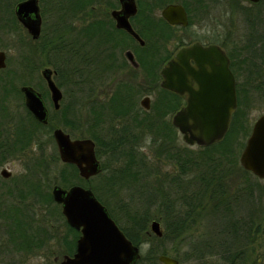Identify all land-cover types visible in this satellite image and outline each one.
<instances>
[{"label": "trees", "instance_id": "trees-1", "mask_svg": "<svg viewBox=\"0 0 264 264\" xmlns=\"http://www.w3.org/2000/svg\"><path fill=\"white\" fill-rule=\"evenodd\" d=\"M104 1L40 0L44 16V26L39 39L31 46L30 51L21 45L22 40H24L26 46H28V43L26 39L20 37L19 53L21 69L18 70L19 73L27 71L29 69L27 65L30 56L34 59H36V56L44 65L51 64L58 73L63 74L67 90H72V92L81 91V101L77 102L76 107H72L71 105V107H65L63 111L65 116L64 124L71 131L77 132L81 136H90L95 139L100 155L106 153L107 148H109V151L116 150L117 145L121 144L119 142L115 144L107 142L105 139L106 135L95 133L96 128L94 126L96 122L100 126L104 120L103 116L107 114L105 107L96 108L91 102L93 91L105 83L100 76L101 68L96 70L95 65L90 62L92 44L98 43V37L94 36L97 25L93 21L88 20L89 22L87 21L80 27L75 28L73 22L80 14L88 15L94 9L93 5ZM172 1L141 0V13H145L146 10L163 7ZM184 5L187 8L189 6L187 2H184ZM49 15L53 16L51 23H47L46 21ZM253 15L251 14V16L246 17L247 24L251 29L254 27L258 29L260 27L258 17ZM152 23L154 26H158L159 30L143 33L146 39L154 41L156 34H160L165 38V30L168 31L171 26L162 17L159 21ZM80 35L86 37L82 44L84 49L81 55L79 50ZM141 64L144 69L155 65L148 59ZM59 81L62 83L61 78ZM24 83L28 82L24 81ZM242 86H244V82ZM242 89L240 106L233 113L230 127L221 140L208 146H199L198 150L191 152L187 151L185 147L179 146L176 134V140L174 137H171V139L167 138L163 145H161L163 148H167L168 157L175 159V164L178 165L177 175H174L172 179V183L175 185H166L165 189L163 186H161L162 189L158 188L160 179L157 180L156 185H152L151 179H157L159 175L157 171L160 167L158 165L149 167V162L145 166L142 165L144 162V152L141 151V175L138 174L140 167L137 166L135 170L132 166L133 162L138 160L135 156L136 153L130 150L132 144L128 146L121 145L119 152L129 158L124 164L123 169L128 170L130 174L132 170L135 172L131 175L133 177L129 178L131 182L127 181L126 178L115 176L113 173L109 175L101 173L100 175H103L102 181L105 182L106 192L109 196L115 197L116 195L111 191V188L118 177L120 179L118 183L119 187L130 188L133 190L132 192H137L139 195V201L135 204H140L141 198L147 199V204L143 209H141V206L127 202L118 205L119 211L123 212L126 218V225H120L118 222L119 217L116 210L101 196V187L97 183H93L91 179L85 180L80 177L75 164L63 163L60 168L53 171L46 165L44 160L31 159L26 172L20 176V181L19 177L16 178L15 189H9L8 191L15 199L23 202L28 201L29 205L20 203L9 208H0V217H4L7 222L6 232L8 241L16 249L32 251L36 247H41L48 239H54V233L47 231L40 223L36 224V217L31 214V209L29 208L30 203L43 204L48 207L45 217L59 216L64 224H66L67 233L60 241L61 244L65 245V251H72L78 234L66 223L60 205L53 200L50 189L46 187L49 186L50 188L53 185L52 183H59L63 186L80 183L93 189L96 196L107 206L112 217L135 244L149 245L147 252L141 254L134 264H158V255L160 253L170 254L166 247L156 246L153 242L154 239L169 240L174 243L176 248L174 252L177 253V245L180 243L178 237H184L185 231L193 227L200 218L204 221L207 218L213 219L215 225L211 229L210 227L208 229L205 228V233H200L199 238L189 244L190 251L185 256L176 255L180 260V264L192 260L196 261L195 264H249L247 263L248 259L251 258L248 253L249 249L253 243L258 242L257 244L262 245L264 240V205L258 207L254 204V207L249 210L247 215H239L238 212L241 208H238L237 203H239L238 200H241L239 198L240 190L238 188L233 193H230L228 183L224 179L228 174V170L231 169L229 168L230 166L234 168L238 166L236 154L238 149L243 147L245 143L241 141L239 146L235 144L234 134L237 132L234 130H241L243 137L251 131V127L246 123L245 119L248 95L245 93V87ZM179 104L180 100H178V106ZM83 109L85 110V118H81ZM145 119L147 118H143V120ZM92 121H94L93 125ZM51 123H53L52 119ZM170 130L173 134L176 131L174 126L170 127ZM55 158L59 159L58 152H56ZM225 162H228L230 166L225 167ZM47 163L50 164V162ZM107 166L106 162L104 169ZM241 168L249 172L242 166ZM188 170L194 172V174L189 179H182V177L189 174ZM142 179H146L149 182H147L146 188L141 190ZM3 183L4 180L0 179V184ZM252 185L246 183L244 188L246 187L247 190H250L252 189ZM172 188H181L180 190L182 191L178 196L183 199L181 205L184 208L180 206L177 208L176 198L171 196V191L169 190ZM263 188L260 190L263 191ZM188 189L189 191H187ZM143 191H148V193H145L141 197ZM249 193L251 194V191ZM247 196L250 197L249 194ZM158 198L161 199L159 203L160 207L158 208L160 214L153 215L151 214V208L156 204ZM255 216L257 219L254 218ZM153 218L161 219L165 226L161 237L153 233L149 234L148 223ZM68 234L72 235L71 239H68ZM260 238L263 240H260ZM262 247L263 250L258 253L257 258L263 260L261 264H264V245ZM49 264H52V262Z\"/></svg>", "mask_w": 264, "mask_h": 264}, {"label": "flooded vegetation", "instance_id": "flooded-vegetation-1", "mask_svg": "<svg viewBox=\"0 0 264 264\" xmlns=\"http://www.w3.org/2000/svg\"><path fill=\"white\" fill-rule=\"evenodd\" d=\"M135 2L137 6L136 12L127 13V17L131 27L137 33V36L131 33L128 29L117 25V19L115 18L113 11L122 9L121 0H105L102 3L93 5L94 9L90 12L89 18H87L88 16L86 14L85 17L87 19L85 21H93L97 25L96 28L99 29H96L95 32L93 31L94 36L98 37V43L92 44L90 62L95 65L96 70L101 68L102 71L100 72V76L105 81L104 84H101L99 88H96V90L93 91V96L91 98V102L96 108L105 107L107 111V114L103 116V123L99 126L96 122V125L94 126V128H96L95 133L106 135L105 139L112 144H115L116 142L125 146L132 144L130 150L136 153L135 156L138 159L133 162L132 166L135 170L136 167L139 166L140 169L138 174L141 175V138H143V135H151L152 142H157V147L162 149L161 145H163L167 138L171 139V137H174L175 140L177 139L170 130V127L174 126L176 133L180 132L173 124V115L187 103L186 94H179L174 90L162 87L161 80L163 76L161 74V69L167 61L176 57L178 51L182 47L193 46V44H199L205 48L214 46L217 51H220L228 57V67L234 78L237 97V106L232 112V118L233 113L240 106L243 87H245V93L247 95L252 91L257 92L259 89L264 90V0H238V5H241V7H239V10H237L238 7H235L234 10H236L238 18L244 17L246 25L240 23L235 29H232V27L235 25L236 20L234 21V25H227L225 20V17L231 12V10H223V8L220 7L219 1L197 0L196 3L189 5L188 8L181 2H174L183 4L186 9L188 24L185 26L170 24L161 15V12L159 16H156V9L146 10L145 13H141V0H135ZM39 3L41 7L40 0ZM98 6H102L103 8L102 15L98 14ZM218 7H220L219 10L217 9ZM1 13L3 14L2 17H4L3 22L1 21L0 23L1 29L7 31L10 22V28H12L14 32L19 28L25 30L24 32L28 36L26 41L28 40L32 45H34L39 39L40 36L38 38H33L28 30L22 25L15 14V7L13 14L12 11L6 13L4 9L0 11V14ZM251 14L258 17V23L260 24L258 29H255V27L251 29L247 24L246 17L251 16ZM41 15L42 30L44 26L42 9ZM161 17L169 26H171L168 31L165 30L166 37L163 38L160 34H156L154 36V41L147 40L143 33L154 30L158 31L159 27L154 26L152 22L159 21ZM81 18L83 19V17ZM0 20H2V18H0ZM195 21L199 23L200 27L204 26L203 23L205 21L207 24H204L211 29V33L207 35L204 33H198L197 30L193 31L194 27H198V25L195 24ZM181 27L182 29L184 28L186 32H189V30L192 29L189 34L190 39L184 40L177 35L178 28ZM7 38L8 39H6L5 42L14 48L16 46L17 37L15 35L13 37L12 34H9L7 35ZM141 38L143 39V42H141ZM85 39V36L80 35V55L84 49L82 44ZM28 41L27 43L29 44ZM0 50L5 52L6 62L5 67H0V161H2L0 162V165L10 157L20 158L26 156L28 161L25 168L30 165L31 159L44 160L48 166L49 163L47 162L50 161L51 156L49 153L45 152V148L50 143L51 137L54 144V152H58V146L54 138V130L56 128H62L66 131L65 128L67 127L64 124L65 116L63 111L67 106L76 107L77 102L81 99V91L77 90L72 92V90H67L65 88L66 81L64 80L63 74L58 73V71L51 65H45L40 71V78L42 80V82L38 84L40 85V88L30 82L24 83L20 85L19 88H16L18 85L14 80L17 79L18 75L21 73L14 68L7 71L9 64L8 50H5V48ZM199 54L200 51L194 49L188 56L190 78L193 80L191 86L192 90H198L200 88L199 82L205 80V76L211 80H216L219 77L224 76V73L221 72V70H223L224 61H221L218 66H208L205 68L204 60L198 56ZM147 59L155 65H151L147 69H144L142 68L141 63H144ZM47 67L52 68L53 80L62 92V96L58 101V106L55 105L52 99V92L42 72L43 69ZM60 78L62 79V83L59 81ZM142 78H144V81L148 82V88L141 97V89L136 88L135 81L137 79L141 80ZM243 82L244 86H242ZM23 85L32 86L36 92L39 93L47 109L46 122L38 120L27 107L25 95L21 89ZM151 87L153 91L150 92ZM215 88H217V84L215 85ZM66 97L69 99L67 102ZM145 97H149L148 107L143 103ZM178 100H180L179 106ZM15 103L16 105L14 107ZM141 110L142 112L144 111L146 115L141 117ZM143 118L147 119L143 120ZM51 119L53 123H51ZM93 123L94 121H92V125ZM141 126H147V128L141 130ZM69 134L71 135V133ZM71 137L83 138L90 136L80 135L73 137L71 135ZM93 140L95 141L96 155L101 164V171L88 179L109 170L110 172L108 175L113 173L115 176L126 178L127 181L131 182L129 178L133 177L131 175L135 172L132 170V173L130 174L128 170L123 169L124 164L129 158L119 152L121 145H117V148L114 151H109V148H107L106 153L100 155L97 149V141L95 139ZM31 147H34L33 153L29 152ZM163 149V152L154 154L152 158L147 154L148 158L146 157L145 159L146 154L143 153L145 162H149V167L152 165L159 166V162L167 159L176 163L175 159L168 157L167 148ZM104 156H106L105 161L102 159ZM106 161H111V163L115 164L112 169L109 168L110 164L108 162L107 168L104 169ZM174 167H176L174 175H177L178 165L175 164ZM4 168L8 169L7 167H3L2 169ZM2 169L0 170V175L3 178L12 181L13 177L11 170L8 169L11 172V175L6 177L1 173ZM188 172L189 174L192 173L189 170ZM18 177L20 181V176ZM3 178L0 179L4 180ZM183 178L184 177H182V179ZM55 184L59 183H54L51 187L53 188ZM9 189H15L14 185L3 186V184H0V208H9L20 203H26L29 205L28 201L23 202L15 199L14 196L8 192ZM58 204L62 211L61 204ZM66 223L68 224L67 220ZM72 228L78 234L73 244V250L65 251V245L61 244L64 247V253L61 258H58V256L55 257L52 264H58L65 255H73L76 252L81 229ZM5 245H7V242ZM251 257L253 258L250 264H261L263 261L253 255V248Z\"/></svg>", "mask_w": 264, "mask_h": 264}, {"label": "water", "instance_id": "water-1", "mask_svg": "<svg viewBox=\"0 0 264 264\" xmlns=\"http://www.w3.org/2000/svg\"><path fill=\"white\" fill-rule=\"evenodd\" d=\"M121 2L122 9L113 11L117 25L137 36L127 17V13L136 12V2L135 0ZM15 14L33 38L40 36L42 15L39 0L18 1ZM161 15L172 25L188 24L187 12L181 3L166 4L161 9ZM194 49L200 51L198 56L204 60L205 68L218 66L224 61L221 70L224 76L216 80L205 76V80L199 82L198 90H192L193 80L189 73L188 56ZM5 66V52L0 50V67ZM42 72L52 92V99L58 106L62 92L53 80V70L47 67ZM161 74L162 87L186 94L187 103L173 115V124L182 133L184 141L189 145L208 146L221 140L229 129L232 112L237 106L234 78L228 67V57L217 51L214 46L209 48L199 44L184 46L175 58L165 63ZM21 89L27 107L38 120L46 122L47 109L39 93L29 85H23ZM148 101L149 97L143 99L147 107ZM54 138L61 161L75 164L81 177L88 179L101 171L95 141L91 137L72 138L62 128H56ZM239 161L245 170L261 179L264 178V112L252 124L240 152ZM1 173L6 177L11 175L6 168L2 169ZM52 196L54 201L61 204L62 213L68 224L81 229L76 252L73 255H65L58 264H134L140 258L139 245L125 234L91 187L79 183L69 187L55 184ZM149 229L159 237L164 233L161 221L156 218L150 221ZM158 259L163 264H180L179 258L170 254L160 253Z\"/></svg>", "mask_w": 264, "mask_h": 264}, {"label": "rangeland", "instance_id": "rangeland-1", "mask_svg": "<svg viewBox=\"0 0 264 264\" xmlns=\"http://www.w3.org/2000/svg\"><path fill=\"white\" fill-rule=\"evenodd\" d=\"M205 1H212V0H205ZM215 1H219L220 2V7L223 8V10H231V12H229V14H227V16L225 17L226 23L227 25H234V21H235V25L232 27V29H235L236 27L239 26V24L241 23L242 25H246L245 21H244V17H239L238 18V14L236 13L235 7H238L237 10H239V7H241V5H238V0H215ZM18 2V0H0V11L4 9V11L6 13H10L12 11V14L14 12V7L15 4ZM173 2H181L184 4V2H187L188 5H192L194 3L197 2V0H173ZM245 4V3H244ZM220 7H218L217 9L219 10ZM161 8H155V15L159 16L160 12H161ZM98 14L102 15L103 13V8L102 6H98ZM97 10V11H98ZM90 14V13H89ZM87 15L89 18L90 15ZM2 13L0 14V18H2V20H0L3 22V18L2 17ZM225 15H226V11H225ZM86 15L80 14V16H78L74 22L73 25L74 27H80L81 25H83V23H86ZM83 17V19L81 18ZM47 23H51L53 21V16L49 15L46 19ZM205 24H207L204 21ZM203 23L204 26L200 27L199 23L197 21H195V24L198 25V27H194L193 31H196L198 33H204L209 35L211 33V29L209 27H207V25H205ZM8 24V23H7ZM16 24V23H15ZM209 24V23H208ZM17 25V24H16ZM20 25V24H18ZM1 26V25H0ZM25 30H23L22 28L17 29L15 32L12 28H10V22H9V28L7 31H4L3 29L0 28V49L5 48V50H8V56H9V64L7 67V71L14 69H21V64H20V53H19V40L20 37L24 38V39H28L27 34L24 32ZM192 31V29L189 30V32H186L184 30V28H178L177 31V35L182 37V39L187 40L190 39V32ZM12 34V36L14 37V35L17 37V42H16V46L13 48L11 46H9L5 40L8 39L7 35ZM28 41V40H27ZM26 41V42H27ZM29 42V41H28ZM21 45L23 47H25L26 49H28L29 51L31 50V43L29 42L28 46H26L24 40H22ZM9 46V47H8ZM36 59L32 58L30 56V60L29 63L27 65V67L29 68L27 71H24L23 73L18 74L17 79H15L14 81H16V84L18 85V88L20 85L24 84V81L26 82H30L31 84L37 86L40 88V84L42 82L41 78H40V71L42 69V67H44L45 65L41 62L40 59H38L35 56ZM47 65H51V64H47ZM52 66V65H51ZM53 67V66H52ZM142 73V71H141ZM144 78L137 79L136 82V88L141 89V97L144 95L143 93H145V91L148 88V82L143 80ZM141 81V82H140ZM255 83V82H254ZM42 86V85H41ZM7 87V86H4ZM9 88V87H7ZM65 88H67L65 86ZM106 88V86H105ZM42 89V87H41ZM153 91L152 87L150 89V92ZM154 96V94H153ZM154 99V97H153ZM69 99L66 97V102ZM16 103L14 104L15 107ZM247 114L245 116L246 119V123H248V125L250 127H252V124L254 123V121L256 120V118L264 112V90L259 89L257 92L252 91L251 93L248 94V106H247ZM146 115L145 112L141 110V117ZM83 116V117H82ZM85 110H82V115L81 118H85ZM141 130H145L147 128V126L143 127L141 126ZM66 131H68L69 133H71V135L73 137H77L80 136L79 133L71 131L70 128H65ZM237 133L234 134L235 136V144L237 146H239V143L241 141L246 140L248 134L243 137V134L241 132V130L237 131L234 130ZM177 134V138H178V144L180 147H185L187 149V151H196L199 149V145L194 144V145H189L187 144L184 139L182 138V134L180 132L174 133V135L176 136ZM237 134V135H236ZM151 135L147 134L146 136L143 135V140L141 143V151L144 152L145 155V159L148 156L147 154L150 155V158H152L154 156V154L156 153H161L163 152V146H161L162 149L157 147V142L153 141L152 142V138L150 137ZM166 147V146H165ZM243 147H240V149H238L237 154H236V158H238V166H236V168L230 166V164L227 162H225V167H229L231 168L230 170H228V174L226 175V177L224 178L225 181H227L228 183V188L230 193H233L234 191H236L239 188V194H240V199L238 200L239 203H237L238 208L240 207L241 209L239 210L238 214L244 216L247 215V213L249 212L250 209H252V207L255 206H260V205H264V179H260L258 177H256L255 175H253L251 172H247L244 171L241 166H240V161H239V156H240V152L242 150ZM34 147H31L29 149V152L33 153ZM45 152L49 153L51 156L50 164H48V166L54 171L57 168H60L62 166V162L60 161V159H56L55 158V152H54V144L52 142V139L50 137V143L48 144V146H46L45 148ZM54 153V154H53ZM53 154V155H52ZM190 154V153H189ZM148 158V157H147ZM102 159H104V161L106 160V156H104ZM142 163V165L145 166V164L147 163V161ZM28 159L26 156L20 157V158H15V157H10L8 158L3 164L0 165V170L3 167H7L8 169L11 170L12 172V177L13 180H7L5 178H3L1 175L0 178H3L5 180V182L3 183V186H8V185H14L15 182L17 181L16 178L18 176H21L23 173L26 172V163H27ZM110 164V169L113 168V166L115 164L111 163V161H106ZM160 166V169H158L157 173L159 174L157 176V179L152 178L151 179V183L152 185H156L157 180L160 179V185L158 188H161V186H163V188L165 189L166 185L171 186L172 183V179L173 176L176 172V168H174L175 163H173L171 160L167 159L164 160L162 162L158 163ZM52 171V174H53ZM109 170L104 171V173H109ZM102 173V174H104ZM194 174V172H192L191 174H188L186 176H184V178L189 179L192 175ZM151 178V177H148ZM103 179V175H97L93 178H91L93 183H97L100 187H101V196L103 197V199H105L108 204L114 208L116 210V213L118 214V222L120 223V225H124L126 223V218L123 215V212H120L118 209V205L120 203H130V204H135L137 203L139 200V195L137 194V192H132L133 190L128 188H121L119 187L118 183L120 182V179L117 177L115 183L112 185L111 191L114 192L116 195L115 197H112L111 195L109 196L108 193L106 192V187H105V182L102 181ZM147 182H149L146 179H142L141 180V190L146 188ZM246 183H250L253 184L252 185V189L247 190V188H244V185L246 186ZM54 184V183H52ZM48 185V184H47ZM175 185V184H173ZM259 185V186H258ZM52 186V185H51ZM192 186V185H190ZM189 186V187H190ZM47 189H50L51 192V188L46 187ZM263 188L261 191L260 189ZM181 188H172L169 189L171 191V196L173 198H176V205L177 208H179V206L181 208H184L183 205H181L182 202V198H180L178 196V194L182 191L180 190ZM189 191V189L187 190ZM249 191H251V194L249 193ZM145 193H148V191H143L142 196L143 197L145 195ZM247 194L250 195V197L247 196ZM160 198H158L156 201V204L152 206L151 208V214L155 215V214H160V210L158 209L160 207ZM253 200V203H252ZM237 201V202H238ZM31 202V201H30ZM147 204V199L146 198H141L140 199V204H135L136 206H141V209L144 208V206ZM246 205V206H245ZM245 206V207H243ZM29 208L31 209V214L33 216L36 217V224L40 223L47 231L54 233V239H48L46 242H44L42 244L41 247H38L36 250L33 251H24V250H20V249H16L12 244H10V242L8 241L7 237V232H6V220L4 219V217H0V264H49L51 262L54 261L55 257L58 256V258H61L63 252V246L61 245V241L64 235H66L67 233V227L64 224L63 220L59 217V216H55V217H45V214H47L46 212H48V207L43 205V204H33L30 203ZM256 218V216L254 217ZM158 220L161 221V224L163 226V229H165V226L162 222L161 219L157 218ZM257 219V218H256ZM42 220V221H41ZM41 221V222H40ZM213 219H208L207 220H203L202 218H200V220H198L196 222V224L191 227L190 229L185 231V236L182 237H178V240L180 243H178L177 247V253L174 252L175 248V244L170 242L169 240H159V239H154V244L156 246H160V247H166V249L168 250V253H170V255L172 256H185L186 253H188L190 250V246L189 244H191L193 241H195L197 238H199L200 233L204 234V230L205 228H209L210 229L215 225L213 223ZM149 224V223H148ZM126 225V224H125ZM150 231V230H149ZM149 234H152V232L150 231ZM58 236V238H57ZM61 237V238H59ZM68 239H71L72 235L68 234ZM169 239V238H167ZM260 240H263L262 238H260ZM7 242V245H5V243ZM258 243V242H257ZM257 243H253L252 247L249 249L248 253L251 256L252 255V248H253V255L257 256L258 253L263 249V245H264V240L262 242V245L257 244ZM140 248H141V254H144L147 252L149 245L147 244H140ZM253 257H251L250 259H248L247 263H251ZM196 261L192 260L189 262H185L184 264H195ZM246 263V262H245ZM158 264H163L162 262L159 261Z\"/></svg>", "mask_w": 264, "mask_h": 264}]
</instances>
